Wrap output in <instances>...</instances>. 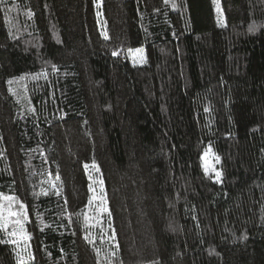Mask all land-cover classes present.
Masks as SVG:
<instances>
[{
  "label": "trees",
  "instance_id": "16d2710c",
  "mask_svg": "<svg viewBox=\"0 0 264 264\" xmlns=\"http://www.w3.org/2000/svg\"><path fill=\"white\" fill-rule=\"evenodd\" d=\"M175 4L0 3V264H264V0Z\"/></svg>",
  "mask_w": 264,
  "mask_h": 264
},
{
  "label": "snow or ice",
  "instance_id": "6c2138e0",
  "mask_svg": "<svg viewBox=\"0 0 264 264\" xmlns=\"http://www.w3.org/2000/svg\"><path fill=\"white\" fill-rule=\"evenodd\" d=\"M6 2H7V0H0V3H6ZM164 2L167 4L168 0H164ZM117 54H118L117 52H113L114 56H116ZM9 83H11V82H9ZM208 155H209V153L205 152L204 156L207 157ZM215 159H216L217 162H219V157H216ZM85 167H87V165H85ZM204 170H205L206 173L211 172V171H215L214 167L210 166L207 163V161H205ZM215 174H216L217 178H219L220 175H221L220 172H216ZM4 199L9 201L8 207H9V209H11L12 201H13L14 198H12V197H4ZM21 207H23V205H21ZM19 215L20 214L17 213V212L8 210L7 216H4L3 211L0 210V231L7 232L9 237H11V239L6 241L7 243H11V244L16 245V244H19L21 239H23V240H27L28 239L26 236H23V235L20 234V233H22V229L20 230V233H18V231L16 229H14L11 232H8V226H9L10 222L13 223V224H16V225L20 224V220L19 219L15 220V221H10V218L14 217V216H19ZM18 236H19V239L17 238ZM0 242H4V241H0ZM19 264H24V261L21 259L19 261Z\"/></svg>",
  "mask_w": 264,
  "mask_h": 264
},
{
  "label": "rangeland",
  "instance_id": "374dc122",
  "mask_svg": "<svg viewBox=\"0 0 264 264\" xmlns=\"http://www.w3.org/2000/svg\"><path fill=\"white\" fill-rule=\"evenodd\" d=\"M168 3H170L174 9L176 8L175 0H168ZM129 57L135 64H138L141 66L145 65L146 59H145V49L144 48H139L137 50L130 52ZM208 153L209 155L207 157L204 156L203 163L205 164V161H207V163L210 166L214 167L215 171H211L210 173L216 177L215 173L219 172L217 168V164L219 162L216 161L215 159L216 157L211 150H209ZM216 179L218 178L216 177Z\"/></svg>",
  "mask_w": 264,
  "mask_h": 264
}]
</instances>
